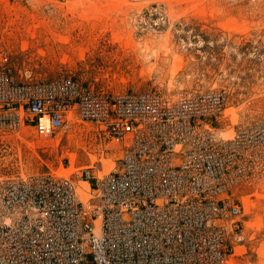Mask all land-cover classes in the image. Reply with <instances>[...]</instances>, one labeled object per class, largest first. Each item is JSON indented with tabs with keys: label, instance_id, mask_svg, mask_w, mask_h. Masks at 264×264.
<instances>
[{
	"label": "built area",
	"instance_id": "built-area-1",
	"mask_svg": "<svg viewBox=\"0 0 264 264\" xmlns=\"http://www.w3.org/2000/svg\"><path fill=\"white\" fill-rule=\"evenodd\" d=\"M7 63L0 134L32 127L50 139L87 124L100 153L0 178V264H232L234 195L264 177V119L227 136L220 88L111 93L63 70L22 77Z\"/></svg>",
	"mask_w": 264,
	"mask_h": 264
},
{
	"label": "rangeland",
	"instance_id": "rangeland-1",
	"mask_svg": "<svg viewBox=\"0 0 264 264\" xmlns=\"http://www.w3.org/2000/svg\"><path fill=\"white\" fill-rule=\"evenodd\" d=\"M197 32L209 35L208 48ZM3 55L19 76L63 70L111 93L223 89L227 136L240 120L264 119V0H0V65ZM99 153L87 124L50 139L24 127L0 134V178L56 168L68 154L86 165ZM243 189L252 258L264 253V177Z\"/></svg>",
	"mask_w": 264,
	"mask_h": 264
},
{
	"label": "crops",
	"instance_id": "crops-1",
	"mask_svg": "<svg viewBox=\"0 0 264 264\" xmlns=\"http://www.w3.org/2000/svg\"><path fill=\"white\" fill-rule=\"evenodd\" d=\"M243 190V188L239 190L236 189L234 195L237 203L241 207V215L237 217L238 223L236 226H234L233 231L230 234V243L233 248L232 264H240L241 262H247L248 264H251L252 261L253 263L255 262L254 264H257V262H259L261 259L262 253L255 249L256 256L249 258L252 254L247 252L249 246L248 241L245 238L247 235L246 225H251V217L244 219V214L249 211V208H247L246 204L244 203Z\"/></svg>",
	"mask_w": 264,
	"mask_h": 264
},
{
	"label": "trees",
	"instance_id": "trees-1",
	"mask_svg": "<svg viewBox=\"0 0 264 264\" xmlns=\"http://www.w3.org/2000/svg\"><path fill=\"white\" fill-rule=\"evenodd\" d=\"M177 26H179L180 27V24L179 25H177ZM189 28V26L188 25H185L184 26V29H188ZM193 32H195V31H199V26L197 25L193 30H192ZM198 33V35H200L202 38H203V45H202V48H208L209 47V44H208V39H209V35L208 34H206L205 32H197ZM248 45V42L247 43H244V48L246 47ZM256 53H258L257 51H256ZM6 66L7 67H11L10 66V64H9V61H8V63L6 64ZM74 75V74H73ZM75 76V75H74ZM76 77V76H75ZM77 78V77H76ZM79 79V78H78ZM84 83H86V82H84Z\"/></svg>",
	"mask_w": 264,
	"mask_h": 264
},
{
	"label": "bare ground",
	"instance_id": "bare-ground-1",
	"mask_svg": "<svg viewBox=\"0 0 264 264\" xmlns=\"http://www.w3.org/2000/svg\"><path fill=\"white\" fill-rule=\"evenodd\" d=\"M263 257H264V253H262Z\"/></svg>",
	"mask_w": 264,
	"mask_h": 264
}]
</instances>
